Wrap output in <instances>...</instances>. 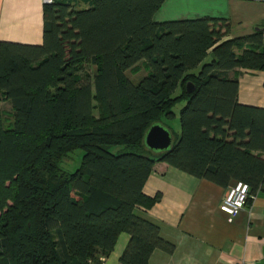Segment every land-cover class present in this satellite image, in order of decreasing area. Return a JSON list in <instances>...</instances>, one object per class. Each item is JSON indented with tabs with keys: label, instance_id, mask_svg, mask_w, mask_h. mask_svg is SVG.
Masks as SVG:
<instances>
[{
	"label": "trees",
	"instance_id": "trees-1",
	"mask_svg": "<svg viewBox=\"0 0 264 264\" xmlns=\"http://www.w3.org/2000/svg\"><path fill=\"white\" fill-rule=\"evenodd\" d=\"M162 1L55 0L44 3L41 44L0 40V103L12 116L5 127L0 107V264H101L122 232L120 264L172 252L139 213L161 197L143 192L155 161L222 186L243 181L246 204L264 189V108L237 103L228 75L264 70L263 31L228 37L216 18L156 23ZM141 68L132 82L127 72ZM180 102L171 148L148 149L147 128ZM76 149L80 165L63 168Z\"/></svg>",
	"mask_w": 264,
	"mask_h": 264
},
{
	"label": "crops",
	"instance_id": "crops-1",
	"mask_svg": "<svg viewBox=\"0 0 264 264\" xmlns=\"http://www.w3.org/2000/svg\"><path fill=\"white\" fill-rule=\"evenodd\" d=\"M83 1L79 8L88 7ZM43 7L42 0H0V40L41 44ZM196 18L225 20L228 37L252 34L257 28L264 31V0H163L152 16L156 23ZM228 75L238 79L237 103L264 108V70L240 67ZM235 182L218 185L155 161L143 192L149 196L159 192L161 197L139 213L157 223L161 236L174 248L170 253L155 249L148 264H237L241 260L264 264V189L229 216L219 206ZM128 240L122 232L101 264H120Z\"/></svg>",
	"mask_w": 264,
	"mask_h": 264
},
{
	"label": "rangeland",
	"instance_id": "rangeland-1",
	"mask_svg": "<svg viewBox=\"0 0 264 264\" xmlns=\"http://www.w3.org/2000/svg\"><path fill=\"white\" fill-rule=\"evenodd\" d=\"M71 2H74L76 4H80V0H70ZM207 60L210 59V56H208L206 58ZM147 74V70H145L144 68H141V70H139L136 74L127 72V75L129 76V79L132 82H137L139 81L142 77H144ZM184 102H180L177 103L174 108L173 111L175 112V117L173 119H164L163 121L167 123V125L170 127V129L173 130L175 135H179V118H178V114H179V110L180 108L183 106ZM0 107L3 111V119H4V125L5 127H8L10 125V123H12V116H11V108H10V104L8 102H1L0 103ZM165 126H167L166 124H164ZM115 147H111V150H118L120 148V150L122 149L121 147L117 146L115 149ZM115 150V151H116ZM82 149H76L74 150L72 153H70L69 157L64 158V160L61 162L62 167L68 170H73L76 167H78L80 165L81 162V157H82ZM69 160V161H67Z\"/></svg>",
	"mask_w": 264,
	"mask_h": 264
},
{
	"label": "built area",
	"instance_id": "built-area-1",
	"mask_svg": "<svg viewBox=\"0 0 264 264\" xmlns=\"http://www.w3.org/2000/svg\"><path fill=\"white\" fill-rule=\"evenodd\" d=\"M43 3H52L55 0H42ZM264 36V31L263 34ZM249 195V185L243 181H236L222 199L219 209L229 216L236 215L245 205ZM237 264H249L243 260Z\"/></svg>",
	"mask_w": 264,
	"mask_h": 264
},
{
	"label": "water",
	"instance_id": "water-1",
	"mask_svg": "<svg viewBox=\"0 0 264 264\" xmlns=\"http://www.w3.org/2000/svg\"><path fill=\"white\" fill-rule=\"evenodd\" d=\"M259 31L260 29L257 28ZM194 89L192 82L186 83L187 92ZM143 142L145 146L155 152H164L171 148L173 136L170 130L161 123L151 124L144 133Z\"/></svg>",
	"mask_w": 264,
	"mask_h": 264
}]
</instances>
